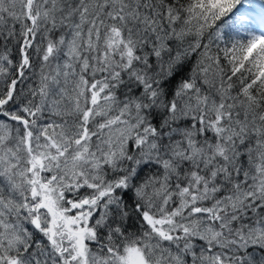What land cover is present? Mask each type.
Masks as SVG:
<instances>
[{"label":"snow or ice","instance_id":"obj_1","mask_svg":"<svg viewBox=\"0 0 264 264\" xmlns=\"http://www.w3.org/2000/svg\"><path fill=\"white\" fill-rule=\"evenodd\" d=\"M259 8L0 0V264H264Z\"/></svg>","mask_w":264,"mask_h":264},{"label":"rangeland","instance_id":"obj_2","mask_svg":"<svg viewBox=\"0 0 264 264\" xmlns=\"http://www.w3.org/2000/svg\"><path fill=\"white\" fill-rule=\"evenodd\" d=\"M262 3H264L263 0H251V4L256 5L255 13H253L254 15H255L256 13H259V11H260L259 5L262 4ZM247 6L250 7V4H249L248 2L244 3V6H243L242 11L244 10V8L249 9ZM255 27H259V24L257 23V24L255 25Z\"/></svg>","mask_w":264,"mask_h":264},{"label":"trees","instance_id":"obj_3","mask_svg":"<svg viewBox=\"0 0 264 264\" xmlns=\"http://www.w3.org/2000/svg\"><path fill=\"white\" fill-rule=\"evenodd\" d=\"M264 1V0H263ZM246 3V2H245ZM248 7V6H247ZM250 9V7H248ZM244 9H247V8H244Z\"/></svg>","mask_w":264,"mask_h":264}]
</instances>
